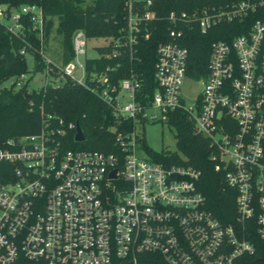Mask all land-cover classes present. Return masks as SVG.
I'll return each instance as SVG.
<instances>
[{
    "label": "built area",
    "instance_id": "built-area-1",
    "mask_svg": "<svg viewBox=\"0 0 264 264\" xmlns=\"http://www.w3.org/2000/svg\"><path fill=\"white\" fill-rule=\"evenodd\" d=\"M261 4L262 0H234L225 7L164 15L168 39L155 50L156 87L150 100L141 103L134 73L114 84L104 73L91 72L87 83L85 60L100 57L96 49L106 46L112 49L104 58L116 56L123 47L131 57L138 39L148 37L149 23L156 19L151 0H125L123 35L98 37L103 44L95 45V56H86L88 39L95 37L75 30L72 58L65 64L47 54L43 11L36 0H0V25L23 42L19 54L39 57L44 85L67 81L80 85L95 93L114 118L133 122L131 130L115 134L117 150L109 153L66 148L63 129H54L47 121L38 133L5 140L0 147V264H136L146 254L159 256L162 264H241L255 251L253 237L264 246ZM226 23L247 28L210 43L205 76H186L184 32L195 28L207 34ZM27 33L37 46L25 39ZM185 78L201 83L189 103L179 93ZM12 80L15 89L27 83L25 73ZM177 109L194 134L207 140L208 161L233 191L230 223L220 222L206 209L196 188L197 169L152 161L140 149L143 124L164 123L167 113Z\"/></svg>",
    "mask_w": 264,
    "mask_h": 264
},
{
    "label": "trees",
    "instance_id": "trees-1",
    "mask_svg": "<svg viewBox=\"0 0 264 264\" xmlns=\"http://www.w3.org/2000/svg\"><path fill=\"white\" fill-rule=\"evenodd\" d=\"M36 1L43 11L45 49L47 50L49 35L55 28L60 44L57 62L62 64L72 58L71 36L77 29H81L86 37L116 39L123 35L121 33L124 26L125 0ZM232 1L234 0H151L150 7L155 12L156 19L149 23L148 37L138 39L131 57L124 47L119 48L116 56L106 58L102 55L112 47L97 48L100 57L85 60L87 83L91 72L104 73L108 82L114 84L134 73L139 80L137 98L141 103H146L156 87L153 76L156 47L160 41L168 39L169 24L164 20V15L171 11L191 13L195 9L208 6L225 7ZM260 10L264 12V0L259 12ZM254 17L256 15L252 18ZM246 28L247 25L244 24L226 23L214 26L207 34H199L195 28L185 31L183 44L188 52L186 76H205L210 43L216 39H230L234 35L244 33ZM24 37L29 43L37 46V41L32 35L27 33ZM22 44L20 39L13 37L0 25V84L8 78H15L20 73L27 72L24 55L19 54ZM32 58L33 71H41L44 65L39 57L33 55ZM46 121L54 129H63L62 142L66 148L98 150L104 153L116 151L115 134L129 131L133 126L131 120L121 121L114 118L110 108L91 90L69 81L58 86L46 84L38 90L28 89V83L19 89H15L13 83L0 89V147L8 138L38 133ZM75 123L83 134V140L80 142L74 140ZM164 124L173 131L176 151H155L142 137L138 139L140 149L152 161L180 163L197 169L199 176L196 188L205 198L206 209L220 222H232L233 191L224 186L220 173L215 172L212 163L208 161L211 150L207 140L194 134L191 123L181 110L169 111ZM252 242L255 251L250 256H244L241 264L264 260L263 244L256 236L252 238ZM16 264L34 263L20 261ZM136 264H162V261L155 254H146L140 256Z\"/></svg>",
    "mask_w": 264,
    "mask_h": 264
},
{
    "label": "rangeland",
    "instance_id": "rangeland-1",
    "mask_svg": "<svg viewBox=\"0 0 264 264\" xmlns=\"http://www.w3.org/2000/svg\"><path fill=\"white\" fill-rule=\"evenodd\" d=\"M58 35L56 34L55 28L52 30L47 41V54L54 61H58V55L60 52V44L58 42ZM103 40L101 38H89V47L86 52V56H95L96 50L95 45H102ZM79 61H83L82 57H79ZM24 62L26 63L25 79L28 83V89L38 90L39 87L45 84V73L44 71H33V58L30 54L24 55ZM78 76V72H75ZM50 81L58 79H52L48 77ZM12 78H8L0 84V89L3 87H9L12 84ZM201 89V83L197 81H190L188 79H183L180 85L179 93L185 103H189L193 100L194 96ZM142 131H139L140 137L144 138L146 144L150 146L155 151H160V149H166L169 151H176V145H174L173 131L168 128L163 122L155 123H144L142 126Z\"/></svg>",
    "mask_w": 264,
    "mask_h": 264
},
{
    "label": "water",
    "instance_id": "water-1",
    "mask_svg": "<svg viewBox=\"0 0 264 264\" xmlns=\"http://www.w3.org/2000/svg\"><path fill=\"white\" fill-rule=\"evenodd\" d=\"M74 130H75L74 140L77 141V142L82 141L83 140V134H82V131L79 129L77 123H75V125H74ZM113 175H114V170H112L110 172V176H113Z\"/></svg>",
    "mask_w": 264,
    "mask_h": 264
}]
</instances>
